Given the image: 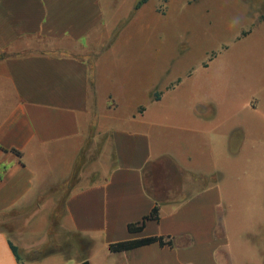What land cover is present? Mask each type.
<instances>
[{"label": "crops", "instance_id": "1", "mask_svg": "<svg viewBox=\"0 0 264 264\" xmlns=\"http://www.w3.org/2000/svg\"><path fill=\"white\" fill-rule=\"evenodd\" d=\"M139 1L0 0V215L38 203L29 213L35 218L61 202L63 229L86 243L84 256L30 259L26 252L41 245L36 237H24L23 244L20 233L0 231V264H264V239L260 245L250 241L257 232L264 238V228L251 229L264 212L248 210L243 229H230L227 221L237 216L234 195L225 193L236 165L219 166L228 117L214 115L213 121L193 109L187 125L162 122L156 115L167 107L177 118L183 97L178 89L192 74L162 82L158 66L156 72L152 67L170 52L159 45L130 55L123 50L154 41L157 37L145 33H154L161 19L177 17L188 0H166L164 15L161 0L136 8ZM246 14L264 35V21L255 11ZM243 31L238 39L251 34L241 36ZM144 55L151 67H145ZM250 67L264 72L256 62ZM258 92H250L243 104L253 115L264 108V89ZM223 100L217 95L213 104ZM204 125L214 129L205 131ZM178 128V138L167 134ZM187 133L207 136V150H189ZM243 135L247 143L253 133L247 127ZM157 171L164 176L157 179ZM156 203L159 220L129 233L127 226ZM149 237L172 239V246L108 250L112 243Z\"/></svg>", "mask_w": 264, "mask_h": 264}, {"label": "rangeland", "instance_id": "2", "mask_svg": "<svg viewBox=\"0 0 264 264\" xmlns=\"http://www.w3.org/2000/svg\"><path fill=\"white\" fill-rule=\"evenodd\" d=\"M165 2L166 0H161L159 7L162 15L166 12ZM253 11L258 15L260 22L264 21V0H188L186 9L179 5L177 17L171 16L169 21V18L166 21L161 19L159 24L155 25L154 33L144 32L145 35L157 37L154 41L150 37L149 41L142 43L143 47L140 43H131L123 49L130 55L136 50L151 51L153 45H159V49L164 53L170 52V58H161L160 64L152 67L156 72L158 66L162 82L170 77L174 79L183 76L188 71L192 74L182 78L183 86L178 89V94L183 96V100L178 103L179 113L174 116L177 118H173L167 107L156 115L162 122L167 121L172 126L187 125L193 109L197 111L195 113H202L203 116L207 114L213 121L218 115L222 120L228 117L222 128V131H225V146L223 154L219 157V166L225 168L231 161L236 165L225 185L226 198L229 193L233 194L237 205V216L232 214L227 220L230 229L245 228L244 216L248 210L264 212V108L254 115L243 109L244 100L250 92L259 91L260 94L264 89V72L255 73L254 67H250L256 62V66L261 65L264 69L263 31L247 22L246 13L253 14ZM242 29V34H251L238 39ZM147 62L148 58L144 55L145 67H151ZM206 67H209L208 71L202 70ZM164 69L170 72L161 75ZM146 83L143 84L145 90ZM173 88L171 85L170 89ZM217 89V95L224 99L218 106L213 104L216 101ZM155 95L159 100L158 93L154 92L153 100H156ZM210 97L213 99H209ZM252 98L255 99L254 96ZM141 102L144 105L149 104L145 96H142ZM125 110L123 107L122 111ZM139 110L142 111L143 108ZM247 127L253 136L246 143L243 129ZM202 128L211 131L214 126L204 125ZM219 129L218 131H221ZM170 131L177 138L182 134L180 130H168L167 134L170 136ZM187 137L190 140L187 144L189 150H207V136L187 133ZM156 176L157 179L162 178L164 173L157 171ZM145 185L150 188L148 179ZM37 205L38 203H33L27 205L25 210L0 215V231L10 235L14 232L20 233L23 244H27L24 237H36L34 241H40L41 245L36 250L26 252L30 259L51 254L69 256L75 252L84 256L86 243L68 229H63L66 226L63 204L51 203L52 212L50 207L47 211H42L41 216L31 218L29 213L33 212ZM263 223L264 219L257 216L252 221L251 229H263ZM233 239L237 240L236 235ZM263 239L259 232L250 237L251 244L260 245Z\"/></svg>", "mask_w": 264, "mask_h": 264}, {"label": "trees", "instance_id": "3", "mask_svg": "<svg viewBox=\"0 0 264 264\" xmlns=\"http://www.w3.org/2000/svg\"><path fill=\"white\" fill-rule=\"evenodd\" d=\"M146 0H140L136 8L140 7ZM247 33L244 32L242 36H245ZM179 82V80L177 81ZM177 84V83H176ZM156 97V95H155ZM156 100L157 97H156ZM158 221L159 220V206L156 203L154 207L151 209L148 215L144 216L139 222L137 223H132L127 226V230L129 233H137L143 230L145 227V223L147 221ZM152 243H158L160 246H172V239H167L164 237H149V238H143V239H137V240H127V241H120L116 243H112L108 246V250L111 253H120V252H125L129 250L136 249L141 246L149 245ZM11 250L14 253L15 257L18 259V254H17V248L14 247L12 244H10Z\"/></svg>", "mask_w": 264, "mask_h": 264}]
</instances>
